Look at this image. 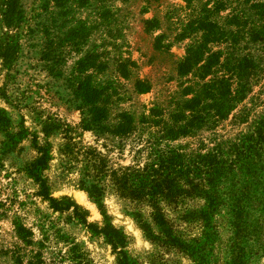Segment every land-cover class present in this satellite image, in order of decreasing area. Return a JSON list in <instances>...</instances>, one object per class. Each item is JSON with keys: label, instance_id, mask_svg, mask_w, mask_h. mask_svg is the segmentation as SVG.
<instances>
[{"label": "rangeland", "instance_id": "obj_1", "mask_svg": "<svg viewBox=\"0 0 264 264\" xmlns=\"http://www.w3.org/2000/svg\"><path fill=\"white\" fill-rule=\"evenodd\" d=\"M259 2L0 0V264H264V158L241 169L228 153L264 112ZM201 18L225 32L213 51L256 62L254 86L224 120L214 116L215 102L202 101L209 122L170 140L166 126L201 91L197 72L178 71L202 35ZM138 80L148 92L138 91ZM91 88L103 94L109 125L122 112L133 114L132 133L83 128L80 107ZM153 108L162 115L147 123ZM220 146L226 153L214 156ZM155 149L179 150L172 161L181 163L187 187L197 186L159 201L166 225L148 202L113 192L110 179L101 202L90 197L95 161L111 171L142 168ZM40 178L56 202L42 195ZM114 229L123 236L117 247L115 234L107 235Z\"/></svg>", "mask_w": 264, "mask_h": 264}, {"label": "trees", "instance_id": "obj_2", "mask_svg": "<svg viewBox=\"0 0 264 264\" xmlns=\"http://www.w3.org/2000/svg\"><path fill=\"white\" fill-rule=\"evenodd\" d=\"M254 6L263 8L261 10L264 16V3H256ZM199 27L202 35L196 44H193L187 51V55L178 65V71L182 76H187L192 72L199 74L201 80L197 83L201 91H197L196 96L184 100L179 106V113L175 116L173 126H166L167 132L164 133L170 140H175L180 136L192 134L196 129L209 120H204L200 114L202 101L215 102L213 104L214 116L216 119L224 120L241 102H243L254 86V74L256 73L257 64L248 56L230 57L228 54L224 57V51H213L210 48L212 43L222 41L225 32L219 25L215 24L210 19H200ZM256 30V29H255ZM257 33L253 34L254 40H259L261 37ZM210 77V79H208ZM208 79V80H207ZM136 86L139 92H148L150 86L145 82L138 80ZM189 88V89H188ZM193 86L186 87V90L193 91ZM102 92L98 88L89 89L85 98L89 104L80 107L83 114V128L92 130L99 134L111 133L116 137L122 138L132 133L136 128V119L129 112L119 114L118 122L115 125H109L110 109L105 100L102 98ZM83 96V95H82ZM162 115V112L153 108L150 116L147 118V123L155 121L156 117ZM154 118V119H153ZM146 120V117H143ZM245 120V117L243 118ZM157 122V121H156ZM254 127L237 139L233 143L231 141L228 153L236 158L235 164H241V169H247L251 165H257L264 158V112L258 116ZM179 149V147H177ZM179 150L163 149L153 152L154 159L145 167L137 168L136 166H127L121 169L108 168L107 162L100 160L98 164L95 161L93 172L90 171V180L87 181V190L90 197L97 203L101 202L104 194L108 192L107 180L110 179L111 190L119 195L124 200L141 205L148 202V205L154 209L153 216L159 225H166L165 217L159 208V201L172 200L175 197L188 195L196 187L188 186L186 183L189 179H184L185 172L178 164L172 160L176 157H182ZM217 153V154H216ZM226 152L224 147L215 148L214 156L224 155ZM92 155H95L91 152ZM152 154V152H151ZM96 156H99L97 154ZM94 156V157H96ZM48 159L47 153H45ZM211 156L206 155V158ZM175 175H177L175 177ZM42 181V195L56 202L51 196L47 182ZM110 190V191H111ZM84 222H87L84 219ZM146 229L149 226L144 225ZM107 232V235L117 237L116 247L122 244L123 236L119 230ZM115 232V233H114ZM119 264H129L126 259L119 260Z\"/></svg>", "mask_w": 264, "mask_h": 264}]
</instances>
